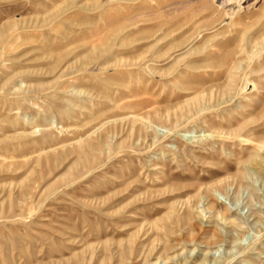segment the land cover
<instances>
[{
    "label": "rangeland",
    "instance_id": "rangeland-1",
    "mask_svg": "<svg viewBox=\"0 0 264 264\" xmlns=\"http://www.w3.org/2000/svg\"><path fill=\"white\" fill-rule=\"evenodd\" d=\"M0 264H264V0H0Z\"/></svg>",
    "mask_w": 264,
    "mask_h": 264
}]
</instances>
